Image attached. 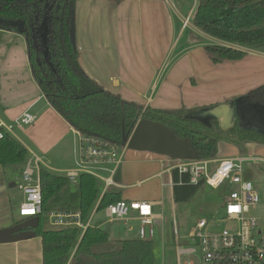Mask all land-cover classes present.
Here are the masks:
<instances>
[{
  "label": "crops",
  "instance_id": "1",
  "mask_svg": "<svg viewBox=\"0 0 264 264\" xmlns=\"http://www.w3.org/2000/svg\"><path fill=\"white\" fill-rule=\"evenodd\" d=\"M182 4L183 0H76L74 28L80 66L90 78L125 101L158 109L200 108L248 96L264 85V51L244 48L242 59L214 64L204 50V41L196 40L174 53L175 12L181 28L191 26L210 44H226L193 26L190 18L196 0L185 15L179 12ZM0 33L15 35L4 29ZM27 72L33 82L31 96L21 87L10 89L11 75L0 80V122L14 125L23 112L34 115L32 123L18 126L21 136L13 129L11 133L26 147L28 156L34 153L41 158V167L64 175L74 165V129L48 103L29 68ZM19 94L24 96L22 100L14 98ZM255 144L247 143L246 147ZM216 153L240 152L234 144L219 141ZM173 164L172 157L126 148L115 178L121 199L149 202L163 219L167 204L174 213L176 204L184 201L174 199ZM21 171L22 165L0 166V229L23 220L17 217L23 200L18 189ZM72 184L77 185V203H69L76 191L65 185L55 194L58 200L49 207V213L73 210L78 205V182ZM84 222L102 228L112 240L138 238L136 211H130L125 220L104 214L89 215ZM160 228L156 225L154 231ZM0 264H42L41 237L1 242Z\"/></svg>",
  "mask_w": 264,
  "mask_h": 264
},
{
  "label": "trees",
  "instance_id": "2",
  "mask_svg": "<svg viewBox=\"0 0 264 264\" xmlns=\"http://www.w3.org/2000/svg\"><path fill=\"white\" fill-rule=\"evenodd\" d=\"M118 0H116L117 2ZM76 0H0V18L21 20V35L31 75L51 107L76 131L101 137L123 146L140 119L162 123L178 138H188L197 151L198 159L214 158L219 141L238 147L241 155L247 143L264 144V134L234 124L222 129L218 122L210 126L183 118L188 111L158 109L125 101L90 78L78 62V51L69 40V11ZM203 33L226 44L204 45L212 63L239 60L246 55L244 48L264 51V0H197L190 18ZM0 29L16 31L0 25ZM17 32V31H16ZM264 91V85L247 95ZM195 109V108H193ZM197 109V108H196ZM0 166L23 165L28 158L26 147L9 131L0 127ZM117 178V177H115ZM42 198L38 225L33 228L41 237L42 264H154L152 239H110L100 227L87 225L43 227L48 219V201L68 180L40 167ZM174 199L188 201L204 183L188 182L186 174L172 171ZM79 202L73 210L81 212L85 221L94 206L104 209L121 199L116 186L102 194L96 179L82 173L78 177ZM180 189V190H179ZM106 248H99L108 245Z\"/></svg>",
  "mask_w": 264,
  "mask_h": 264
},
{
  "label": "built area",
  "instance_id": "3",
  "mask_svg": "<svg viewBox=\"0 0 264 264\" xmlns=\"http://www.w3.org/2000/svg\"><path fill=\"white\" fill-rule=\"evenodd\" d=\"M34 115L23 112L14 120L16 127L30 124ZM13 124L0 122V127L11 132ZM75 160L73 167L64 171L69 183L78 182L80 174L85 173L103 183L101 194L110 186H116L115 177L122 163L126 144L118 146L97 136L84 135L74 130ZM1 136V132H0ZM246 160L262 161L252 156L236 155L228 158L176 159L173 170L186 174L188 182L218 188L224 184L230 188L224 203V220L234 223V227L223 228L218 232L205 233L213 221L200 219L195 229L189 234L194 247L177 246V263H181L184 254L198 255V264H264V198L260 199L251 180L243 176V162ZM41 158L32 153L23 165L18 189L23 200L18 207L21 217L35 216L41 212L42 198L39 169ZM97 206V205H96ZM96 209V208H95ZM105 215L111 219H127L130 211H136L139 219L138 238L149 240L154 237L156 225H163L161 214L154 213L149 202L127 201L120 199L109 203ZM256 213L251 214V211ZM51 226H78L85 229L87 224L81 219L79 210H62L49 213ZM176 242L177 231H173ZM183 264H194L185 261Z\"/></svg>",
  "mask_w": 264,
  "mask_h": 264
},
{
  "label": "rangeland",
  "instance_id": "4",
  "mask_svg": "<svg viewBox=\"0 0 264 264\" xmlns=\"http://www.w3.org/2000/svg\"><path fill=\"white\" fill-rule=\"evenodd\" d=\"M194 0H183V7L179 10L182 15L186 14V11L192 7ZM197 2V0H196ZM179 15L174 16V46L173 52L177 53L185 44L189 42H195L196 40H203L205 45L210 44L206 37H203L192 30L191 26L181 28V22H179ZM11 31V30H9ZM15 35L1 34L0 33V80L6 75L10 76V89L15 90L17 87L20 89L28 90V96L32 95V84L29 81V73L27 72V55H26V44L24 37L13 31ZM198 35L200 36H197ZM17 35V36H16ZM198 38V39H197ZM28 73V74H27ZM264 92V91H263ZM26 93V92H25ZM16 99L24 98L20 94L15 96ZM220 103V102H219ZM26 126V125H25ZM25 128V127H23ZM13 131L21 136L20 133L22 128L14 127ZM232 145V144H231ZM256 145V146H255ZM253 146H247L246 152L243 156H252L255 158L264 159V144H255ZM241 155H218L216 153L215 157L218 158H228L231 156ZM60 174V173H59ZM63 175V174H61ZM243 176L252 181L255 190L258 193L260 199L264 198V162L262 161H252L246 160L243 162ZM67 189L75 192V195H70V204L77 203V185L68 183ZM96 186L101 193L103 188V183L96 179ZM228 185L224 184L218 188H213L208 185L203 184L198 188L196 193L188 201H184L176 204L175 212L169 204L165 208V215L163 219L162 229L155 230V235L152 238V251L154 256V264H178L177 263V246H182L183 248L194 247L189 233L195 229L196 223L200 219H205L210 223L213 221L214 226L208 225L205 227L204 232H218L223 228H233L234 223L224 220V203L228 196L230 190ZM75 189V190H74ZM58 196H53L47 203V207L55 203ZM256 213V211H251V214ZM105 210H92L89 215H104ZM47 217L49 212L46 213ZM18 219H25L26 217H21L17 213ZM49 220L43 221V227H49ZM174 227L177 231L178 241L176 242L175 235L173 233ZM138 236V234H137ZM108 245H102L99 248H106ZM185 261H192L194 264H198V255L196 254H184L181 257V263Z\"/></svg>",
  "mask_w": 264,
  "mask_h": 264
},
{
  "label": "water",
  "instance_id": "5",
  "mask_svg": "<svg viewBox=\"0 0 264 264\" xmlns=\"http://www.w3.org/2000/svg\"><path fill=\"white\" fill-rule=\"evenodd\" d=\"M0 25L16 28L19 34L24 30L21 20L0 18ZM67 30L70 43L76 49L74 8L69 11ZM245 97L247 96H238L229 101L189 109L183 114V118L196 120L207 126L218 122L222 129L230 128L237 120L239 126L253 128L264 134V109L258 108L257 104L246 106L243 103ZM125 144L126 148L131 150L149 151L176 159H198V153L191 147L188 138H178L167 126L147 119H140L136 123ZM37 225L38 215H35L2 228L0 229V243L32 238L36 235L33 228Z\"/></svg>",
  "mask_w": 264,
  "mask_h": 264
},
{
  "label": "flooded vegetation",
  "instance_id": "6",
  "mask_svg": "<svg viewBox=\"0 0 264 264\" xmlns=\"http://www.w3.org/2000/svg\"><path fill=\"white\" fill-rule=\"evenodd\" d=\"M245 101L243 102L246 106L250 104H257L258 108L264 109V94L258 93V94H252L245 97ZM234 124L238 125L237 120H235ZM246 129H253V128H246ZM254 130V129H253Z\"/></svg>",
  "mask_w": 264,
  "mask_h": 264
}]
</instances>
